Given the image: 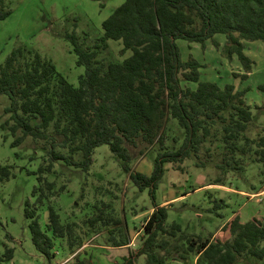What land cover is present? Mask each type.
<instances>
[{"label": "trees", "instance_id": "obj_1", "mask_svg": "<svg viewBox=\"0 0 264 264\" xmlns=\"http://www.w3.org/2000/svg\"><path fill=\"white\" fill-rule=\"evenodd\" d=\"M9 14L6 0H0V20ZM101 28L91 47L67 34L77 64L86 67L77 86L50 60L23 45L13 47L0 63V95L8 99L4 109L8 117L0 129L11 134V146L30 138L42 151L31 191L35 201L24 203L35 250L51 262L55 242L60 240L62 249L75 254L83 245L80 227L85 237L105 228L109 247L129 245L127 223L113 215L109 203H93L91 214L80 223L62 221L50 202L65 189V184L56 187L47 178L55 163L87 171L94 149L106 144L129 179L138 189L147 188L153 200L142 247L114 264H136L139 256H144L145 264H264L263 219L241 222L235 213L208 238L194 237L177 223L167 224L168 206L154 202L165 164L179 169V163L198 159L202 152L205 159L197 161L198 167L219 156L214 166L223 172L253 162L264 171V135L247 134L254 114L245 90L232 83L220 86L201 80L200 62L193 57L183 60L176 44L184 39L202 46L211 40L217 45L214 35L224 34L226 56L235 55L249 72L253 61L245 54L243 41H264V0H124L101 22ZM108 40L120 41L122 51L130 54L121 61L100 59ZM260 89L264 92V85ZM172 122L177 131L167 144L166 130ZM154 145L150 174L132 169V160ZM251 155L258 160H251ZM12 175L9 164H0V182ZM42 207L47 211L44 226L39 222ZM7 258L11 259L10 251Z\"/></svg>", "mask_w": 264, "mask_h": 264}, {"label": "rangeland", "instance_id": "obj_2", "mask_svg": "<svg viewBox=\"0 0 264 264\" xmlns=\"http://www.w3.org/2000/svg\"><path fill=\"white\" fill-rule=\"evenodd\" d=\"M123 1L6 0L10 14L0 20V63L13 47L23 45L50 60L69 83L77 86L86 67L77 64L67 34L76 35L78 42L85 47L93 46L102 34L101 22ZM214 39L217 45L211 40L202 46L184 39H177L176 44L183 60L193 57L200 62L201 80L213 81L220 86L232 83L245 90L246 102L254 114L247 134L252 138L264 135V92L260 89L264 85V41H243L244 52L253 61L251 70L246 72L235 55L226 56L224 34H215ZM107 46L99 53V58L105 61H121L130 54L128 50L122 51L120 41L108 40ZM7 105V97L0 95V123L8 117L4 113ZM169 127L166 130L167 144L177 131L173 122ZM12 139L10 133L0 129V164H9L13 173L8 180L0 182V264H81L85 261L114 264L131 253H138L146 238L144 223L152 211L153 200L147 188L140 190L135 186L108 145L102 144L94 149L93 161L87 171L55 163L54 171L47 174V178L54 180L56 187L65 184V189L50 202L62 221L79 220L80 223L91 214L93 203H109L113 215L127 223L129 245L109 247L105 228L85 237L84 228L80 227L78 231H81L83 245L75 252L78 254L74 258L75 254L62 249L61 241L56 240L54 258L51 262L44 259L31 243V219L24 215L26 200L35 201L31 191L37 183L35 171L41 162L42 151L32 145L30 138L15 147L11 146ZM156 150L154 145L134 158L132 169L150 174ZM204 156L202 152L198 159H185L179 163V169H175L172 163L165 164L154 202L168 206L166 223L179 224L187 235L208 238L235 213L241 222L253 217L264 220V171L261 164L253 162L243 169L223 172L214 166V162L220 161L219 156L205 167H198L197 161H203ZM250 158L258 160L255 155ZM46 221L47 211L42 207L39 210L41 226ZM113 226L111 223L109 227ZM9 251L11 259L7 258ZM157 252L162 254L160 250ZM136 264H145L144 256H139Z\"/></svg>", "mask_w": 264, "mask_h": 264}, {"label": "crops", "instance_id": "obj_3", "mask_svg": "<svg viewBox=\"0 0 264 264\" xmlns=\"http://www.w3.org/2000/svg\"><path fill=\"white\" fill-rule=\"evenodd\" d=\"M125 247H126V246H125ZM56 254H57V253H56ZM117 261H118L117 263H120L119 260H117ZM115 263H116V261H115ZM189 263H190V262H189Z\"/></svg>", "mask_w": 264, "mask_h": 264}]
</instances>
